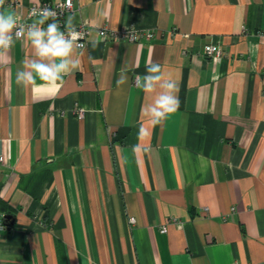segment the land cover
<instances>
[{"label":"crops","instance_id":"obj_1","mask_svg":"<svg viewBox=\"0 0 264 264\" xmlns=\"http://www.w3.org/2000/svg\"><path fill=\"white\" fill-rule=\"evenodd\" d=\"M69 17L89 33L62 83L16 82L24 39L0 58V264H264V0H73ZM122 26L156 38L98 36ZM149 63L180 102L156 126Z\"/></svg>","mask_w":264,"mask_h":264},{"label":"clouds","instance_id":"obj_2","mask_svg":"<svg viewBox=\"0 0 264 264\" xmlns=\"http://www.w3.org/2000/svg\"><path fill=\"white\" fill-rule=\"evenodd\" d=\"M4 3L5 0H0V7ZM30 18L31 22L26 24L15 13L0 11V58H5V53L13 46L14 40L24 39L33 49L34 58L24 62L25 70L17 72L16 82L32 86L34 90L40 86L37 84L38 80L49 86L58 85L62 83L64 76L80 65L79 58H74V52L83 47L79 43L83 34L73 26L72 17L68 18L65 30L61 31L56 22V14L48 9H33ZM49 19L53 22L44 27ZM91 43L96 47L98 41L93 40ZM146 72L143 77H136L135 85L145 93H155L153 102L144 109V114L151 125L156 126L178 109V85L163 74L158 63L147 64ZM127 81L128 77L122 72L117 84L124 85ZM139 135L147 137V129L142 126ZM141 150L140 145L133 146V152Z\"/></svg>","mask_w":264,"mask_h":264},{"label":"built area","instance_id":"obj_3","mask_svg":"<svg viewBox=\"0 0 264 264\" xmlns=\"http://www.w3.org/2000/svg\"><path fill=\"white\" fill-rule=\"evenodd\" d=\"M33 9H36L38 11L43 10V9H48L53 11L56 14V22L60 25L61 31L65 30V26L63 24V18L66 14L72 13L73 11V0H57V1H49V0H43V1H35L32 2L28 8H27V16L26 18H22L20 16H17L20 18L24 23H30L26 21V19L30 18V14ZM47 23L53 22L51 19L46 21ZM80 33L83 34V39L79 42L83 45V47L86 44V37L89 33V25L84 22H80L77 25H73ZM175 31V30H173ZM98 36L103 39H108V40H116V39H124L126 41H139L141 39H144L146 41H150L154 38L155 32L150 29H144V28H136L134 26H122L119 28H108V27H101L98 28L97 30ZM201 55L204 57H209L212 60L217 61L219 57L223 55L222 48L214 44L212 42L205 43L200 52ZM75 113L78 118H81L84 113L83 108H78L75 110ZM2 160V157H0V161ZM231 210H234V207H231ZM231 210L230 212L224 217V219L231 217ZM130 221H134V218L131 216L129 217ZM4 224L2 223V218L0 214V231L3 230ZM161 232L166 231V226L163 225L160 228Z\"/></svg>","mask_w":264,"mask_h":264}]
</instances>
